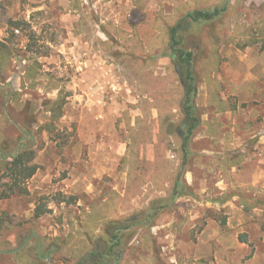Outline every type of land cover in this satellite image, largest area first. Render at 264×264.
<instances>
[{
    "label": "rangeland",
    "instance_id": "obj_1",
    "mask_svg": "<svg viewBox=\"0 0 264 264\" xmlns=\"http://www.w3.org/2000/svg\"><path fill=\"white\" fill-rule=\"evenodd\" d=\"M183 2L0 0V160L28 151L38 168L13 195L1 182L0 264H95L87 258L118 226L128 230L111 264H264V186L232 170L260 140L264 114L250 127L243 113L260 104H242L238 150L227 114L238 103L230 85L264 66V0ZM226 2L183 34L201 120L186 157L191 122L170 30ZM214 114L225 135L200 137Z\"/></svg>",
    "mask_w": 264,
    "mask_h": 264
},
{
    "label": "crops",
    "instance_id": "obj_2",
    "mask_svg": "<svg viewBox=\"0 0 264 264\" xmlns=\"http://www.w3.org/2000/svg\"><path fill=\"white\" fill-rule=\"evenodd\" d=\"M180 1L182 3L183 1H187V0H180ZM227 7H229V2H226L224 7L216 5L214 7L203 6V7H201V9L195 8L193 10L188 11L186 13V15L179 22H181L183 19H185L188 16V14H190L194 11H213L216 8H226L227 9ZM187 22H188V20H185L184 24H187ZM170 38H171V36L169 35V46H170ZM171 54H172V52H171ZM238 59H239L238 67H240V65L244 64V63H245V65L248 64V61L246 62V59H247L246 56H243V57L240 56V58H238ZM249 63H250V65L252 64L251 61ZM257 66H259V65H257ZM252 68H254V66ZM242 74L244 75V79H241L242 78L241 77L240 80H238V81L234 82V84L230 85V87H231L230 89H232V95L236 98V101H238V103L233 104L231 106L232 108L230 110V113H227L228 115H230L229 118L231 120L234 116V118H233L234 120L232 121L234 127L230 131L229 137L233 138L232 146H235L234 149H236V150L240 149L239 148L240 145L243 146V144H238V142H236V140L238 139L236 131H237V129H239L238 124L241 122L238 119V115L241 114L243 110H245L242 108V104L243 103H250V102H258L260 104V107H259L260 109H255L254 107L252 108V107L248 106V112L243 113L245 116L244 117L245 121L247 122V125H249L250 127L251 126H258V124H263L262 121L260 120V118L263 117V114H264V82H262L264 80V66L262 67L260 65V67H258L256 70H254L253 74L250 73V75H248L249 72H248V74L245 72H243ZM239 75H241L240 72H239ZM219 82L222 84L225 83V82H223L221 76H220ZM0 88H1V86H0ZM196 88H197V90H196V94H195V98H194V106H195V101H196V96H197V91H198L197 83H196ZM222 99H225V98L223 97ZM235 106H236V108H235ZM215 111L216 110H214L213 112L216 113ZM214 115L215 116H213L211 120H210L209 116H208V118H207V116L203 117L202 121L205 123L206 126L203 127L204 130L202 129V134L200 137H203L206 139L212 137L213 139H215L216 137L219 136L218 132L221 133V136L224 133L222 131L225 128V123L222 120L223 119L222 117L225 115L224 114H214ZM263 120H264V118H263ZM200 123H201V120H200ZM210 126H212V130H210V131H212V133H208ZM223 135H225V134H223ZM259 136H260V140L258 141V143L253 142L250 145L245 143L243 146V149H241L239 151V152L248 153L249 154L248 156H250V157L247 158L244 162H241V164L236 163L232 167L233 171H236V172L238 171V173H240V174H242V172H244L243 169H246L247 171L245 173L250 177L249 184L254 186V187H259V186L263 187L264 186V132L261 131L259 133ZM250 154H255L256 156L261 155L262 158L254 159L255 156L252 157V155H250ZM8 184H11V180L9 178H8V183L4 184V185H8ZM12 195H13V193H12ZM43 214H44V212L40 211V217L43 216ZM13 252L15 253L16 251H12L9 254L12 255V254H14Z\"/></svg>",
    "mask_w": 264,
    "mask_h": 264
},
{
    "label": "trees",
    "instance_id": "obj_3",
    "mask_svg": "<svg viewBox=\"0 0 264 264\" xmlns=\"http://www.w3.org/2000/svg\"><path fill=\"white\" fill-rule=\"evenodd\" d=\"M226 11V8H216L213 11H194L188 14L185 19L179 22L170 31L171 38L169 47L172 52L171 56L183 73V82L186 90L183 110L187 119L191 122L188 129V135L184 138L182 145L186 157L189 141L193 136L195 129L199 126L200 120L195 116L196 109L194 106V98L197 90V80L194 75L195 56L193 52L182 48L185 40L183 34L189 25L200 22H213L220 18ZM185 20H188L187 24H184ZM3 48H5V46H3ZM1 52L2 55L5 56L4 49L0 50V60L3 61L4 56L1 57ZM53 106H57L56 109L52 110V112L55 113L63 106V103L58 101L53 103ZM33 159V154L26 151L22 154H18L8 163L4 162V160H0V163L6 168V171L3 174H1L0 170V185L3 178L8 176L11 180V184H8L9 190L13 194L16 193L21 187V182L27 183L35 176L38 168L36 165L32 164ZM36 215L37 217H40V212L38 211Z\"/></svg>",
    "mask_w": 264,
    "mask_h": 264
},
{
    "label": "flooded vegetation",
    "instance_id": "obj_4",
    "mask_svg": "<svg viewBox=\"0 0 264 264\" xmlns=\"http://www.w3.org/2000/svg\"><path fill=\"white\" fill-rule=\"evenodd\" d=\"M127 230L123 226H118L115 230H112L110 239L107 242H103L99 249L93 255L89 256L87 260L93 257L92 260L95 264H111L118 261L122 256L119 248L122 244V233ZM40 259H44L42 252L40 253Z\"/></svg>",
    "mask_w": 264,
    "mask_h": 264
},
{
    "label": "water",
    "instance_id": "obj_5",
    "mask_svg": "<svg viewBox=\"0 0 264 264\" xmlns=\"http://www.w3.org/2000/svg\"><path fill=\"white\" fill-rule=\"evenodd\" d=\"M181 78H182V77H181ZM180 135H181V136H184V134H183V133H180ZM13 253H14V252H13Z\"/></svg>",
    "mask_w": 264,
    "mask_h": 264
}]
</instances>
